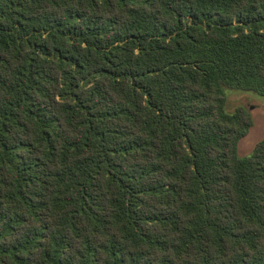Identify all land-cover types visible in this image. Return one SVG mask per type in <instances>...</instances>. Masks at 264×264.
<instances>
[{
    "label": "trees",
    "instance_id": "obj_1",
    "mask_svg": "<svg viewBox=\"0 0 264 264\" xmlns=\"http://www.w3.org/2000/svg\"><path fill=\"white\" fill-rule=\"evenodd\" d=\"M264 0H0V264H264Z\"/></svg>",
    "mask_w": 264,
    "mask_h": 264
},
{
    "label": "rangeland",
    "instance_id": "obj_2",
    "mask_svg": "<svg viewBox=\"0 0 264 264\" xmlns=\"http://www.w3.org/2000/svg\"><path fill=\"white\" fill-rule=\"evenodd\" d=\"M226 110L233 112L242 107L252 116V127L247 135L239 141L238 155H249L257 142L264 139V98L251 92L226 90Z\"/></svg>",
    "mask_w": 264,
    "mask_h": 264
}]
</instances>
